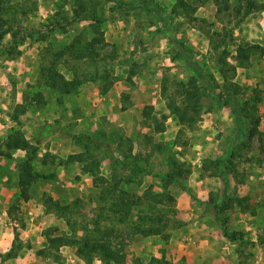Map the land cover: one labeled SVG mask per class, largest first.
Here are the masks:
<instances>
[{
    "label": "rangeland",
    "instance_id": "rangeland-1",
    "mask_svg": "<svg viewBox=\"0 0 264 264\" xmlns=\"http://www.w3.org/2000/svg\"><path fill=\"white\" fill-rule=\"evenodd\" d=\"M236 2L0 0V264H104L84 244L99 213L89 164L57 166L86 155V143L88 161L100 176L115 175L118 191L166 195L154 211L165 215L160 235L169 241L140 231L150 224L139 206L104 212L101 227L113 229L126 263L165 254L172 264H264V11L238 22ZM248 44L261 49L237 66L236 49ZM224 51L236 66L229 75L238 101L260 118L252 137L250 120L239 133L232 110L218 103L233 101L219 73ZM192 78L201 107L190 126L179 115L188 108L181 85ZM16 133L36 149V171L54 175L36 180L28 201L19 172L29 152L7 146ZM172 171L182 174L166 183ZM49 198L70 206L68 220L47 209ZM213 199L229 206L216 209ZM226 217L229 233L243 238L223 235ZM50 237L63 243L53 247ZM13 245L17 257L4 258Z\"/></svg>",
    "mask_w": 264,
    "mask_h": 264
},
{
    "label": "trees",
    "instance_id": "trees-1",
    "mask_svg": "<svg viewBox=\"0 0 264 264\" xmlns=\"http://www.w3.org/2000/svg\"><path fill=\"white\" fill-rule=\"evenodd\" d=\"M237 5L235 6V10L237 13L242 15V18L238 22H242L245 18H247L250 14L257 12V11H264V4L258 2L257 0H237ZM185 7V5H182ZM189 6V5H186ZM231 7V4L229 1H226L225 3V10H228ZM219 12H222V10L219 8ZM222 43H225V38L222 41ZM261 47L259 45H240L236 49V55L233 57L234 61L236 62L237 66H245L249 63L252 52L256 50H260ZM194 67V66H193ZM218 67H219V73L225 83L226 86H229V97L233 100L232 102L225 101V104L218 101L220 105L227 106L232 110V114L235 117V120L237 122V126L239 128V133H241V123L243 119L250 120L252 124V128L249 130L250 137L257 134L258 126L260 124V118L257 114L250 111L248 108V102L246 101L244 104L245 106H242V103H240L237 99V94L239 92L238 88H233L234 86L232 82V78L230 77V72L232 70H235L236 66L232 65L229 62L228 53L224 51L219 57H218ZM197 76L201 77L200 72L197 71ZM63 80V78H62ZM64 81V86L66 87L62 92L69 93L71 89H69V84ZM214 83V80L209 78V84L212 86ZM182 86V97L186 101L188 108L183 111L179 115V120L182 124H189L190 126L193 125L196 122L197 117L200 115V107H201V94L200 89L198 87V80L196 78H192L188 84L181 85ZM7 146L9 151H18V150H27L29 152L28 159L22 163L20 172H19V188H20V197L24 201H28L30 197V188L32 184L38 180L39 178H45V179H51L54 177V175L49 176H43L40 173H38L35 169V162L37 161L38 154L36 149L33 146H30L24 138H21V135L19 133H16L14 135H11L8 138ZM90 148H92L91 145L86 143V151L87 154L83 156H75L71 155L67 160L60 161L57 165L56 164V157H52L53 165L57 166H69L76 161L80 162H86V164L89 166L86 167L88 173L92 175L94 178V182L96 185V189H98V194L96 196V202L97 207L99 208V213L97 215V218H95V225L96 229L94 230L95 235L92 236V238H88L84 240L85 248L90 249L92 252L97 253L99 255L100 260L104 264H129L125 262V256L121 248L117 247V244L113 242L112 239H114L115 232L113 229H108L107 227L102 228L101 222L106 217L104 216V212H113L115 216H123L125 213H130L133 210V205L136 207L143 208L142 210L138 212V218L142 222L143 225H148L147 229H140V231L145 236H162L164 241H169L171 235H160L163 233V230L166 228L164 224V228L161 227L163 222H165V215L162 211L155 212L154 210H158L155 206L164 204V198L166 197L165 194H152L151 192H148L145 196H137V197H131L127 192L125 191H118V185L119 182L116 180V176L114 175L111 179H107L103 176H100L99 170L95 165V162L88 161L89 159H92L93 156L90 153ZM133 152V149L130 148L129 150V157L133 156L131 155ZM9 156V155H7ZM49 160V157L44 158L43 164L47 165ZM89 162V163H87ZM55 166V167H57ZM227 169V168H226ZM182 172V171H181ZM182 173H175L174 171L168 173L166 175V183H173L176 181L178 176H180ZM121 182V180H120ZM113 196V199L110 201L109 207H105V203L109 201ZM171 201L172 197H168ZM238 202L242 203L245 201V199H237ZM216 202L215 199H213V203ZM145 203L149 204L146 208L143 206L146 205ZM215 208L222 210L228 207L229 205L224 202L223 204H218L217 202L214 203ZM47 209L51 212H56L59 214H62L65 216V218L68 220L69 215L72 214V210L70 206L68 205H61L60 202L53 200L52 198H49L46 203ZM109 218V217H108ZM107 218V219H108ZM227 221L228 218H225V221L223 223V235L228 238L229 240L235 241L238 239V237L243 238L244 235L242 232H234L229 233L228 227H227ZM163 229V230H162ZM18 240V237L16 236L15 242ZM49 243L54 246H61L63 243V239L61 237L58 238H49ZM18 251L16 248V245H13V248L4 256V258L10 259L17 257ZM132 264H143L141 260H136ZM146 264H172L168 259H166L165 254L162 258H156L152 257L151 260Z\"/></svg>",
    "mask_w": 264,
    "mask_h": 264
},
{
    "label": "crops",
    "instance_id": "crops-1",
    "mask_svg": "<svg viewBox=\"0 0 264 264\" xmlns=\"http://www.w3.org/2000/svg\"><path fill=\"white\" fill-rule=\"evenodd\" d=\"M253 14H257V13H253ZM253 14H251V15H253ZM250 15V16H251ZM256 16V15H255ZM257 16L258 17H262V16H264V13H259V14H257ZM263 35V34H262ZM262 35L260 36L261 38H264V35H263V37H262Z\"/></svg>",
    "mask_w": 264,
    "mask_h": 264
}]
</instances>
